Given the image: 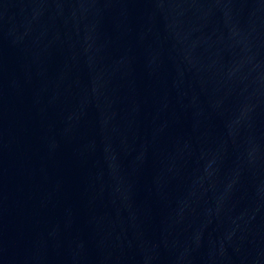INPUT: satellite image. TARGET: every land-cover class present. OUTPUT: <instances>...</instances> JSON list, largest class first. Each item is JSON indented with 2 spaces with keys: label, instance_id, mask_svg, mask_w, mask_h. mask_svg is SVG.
<instances>
[{
  "label": "water",
  "instance_id": "water-1",
  "mask_svg": "<svg viewBox=\"0 0 264 264\" xmlns=\"http://www.w3.org/2000/svg\"><path fill=\"white\" fill-rule=\"evenodd\" d=\"M0 264H264V0H0Z\"/></svg>",
  "mask_w": 264,
  "mask_h": 264
}]
</instances>
